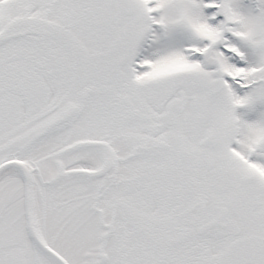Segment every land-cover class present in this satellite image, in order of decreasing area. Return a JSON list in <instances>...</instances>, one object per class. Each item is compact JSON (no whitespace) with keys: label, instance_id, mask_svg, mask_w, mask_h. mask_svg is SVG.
<instances>
[{"label":"snow or ice","instance_id":"6c2138e0","mask_svg":"<svg viewBox=\"0 0 264 264\" xmlns=\"http://www.w3.org/2000/svg\"><path fill=\"white\" fill-rule=\"evenodd\" d=\"M0 264H264V0H0Z\"/></svg>","mask_w":264,"mask_h":264}]
</instances>
